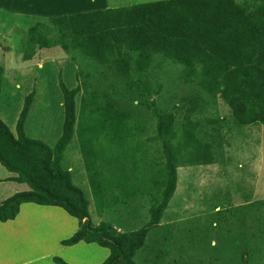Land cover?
<instances>
[{
	"label": "trees",
	"instance_id": "trees-1",
	"mask_svg": "<svg viewBox=\"0 0 264 264\" xmlns=\"http://www.w3.org/2000/svg\"><path fill=\"white\" fill-rule=\"evenodd\" d=\"M14 18L0 11V23ZM30 18L35 17H22ZM57 46L73 59L89 63L95 72L117 76L132 93L149 100L146 105L156 127L147 139L156 145L158 156L152 165H145L143 117L92 88L91 71L77 69L75 88L69 89L62 78L58 81L64 120L54 145L26 133L35 88L24 98L16 132L0 118V165L17 174L14 181L30 187L0 204V222L14 220L24 203L60 207L79 221L78 231L63 245L96 243L110 250L102 264H137L136 254L177 191L178 168L214 163V146L199 134L201 123L191 116L204 99L220 97L238 126L264 125V0H158L36 18L28 25L21 47L23 59L31 60L37 47ZM157 56L180 65L184 80L199 89L200 93L186 99L188 114L181 124L174 112L160 110L152 100L161 91L160 84L150 81ZM4 79L5 69L0 66V102ZM74 137L98 212L115 196L110 192L113 188L127 200L144 191L151 195L149 216L139 229L117 232L108 222L93 224L88 198L63 167ZM159 248L152 249L155 255H164ZM55 261L67 264L59 257Z\"/></svg>",
	"mask_w": 264,
	"mask_h": 264
},
{
	"label": "rangeland",
	"instance_id": "rangeland-1",
	"mask_svg": "<svg viewBox=\"0 0 264 264\" xmlns=\"http://www.w3.org/2000/svg\"><path fill=\"white\" fill-rule=\"evenodd\" d=\"M151 1L158 0H112L110 9ZM10 14L15 17L13 22L0 23V66L5 69L0 118L9 128L16 132L24 98L35 88L26 133L54 145L62 133L64 120L59 78L72 89L78 83L77 69L89 70L95 78L92 88L143 117L147 131L142 140L148 148L145 165H152L158 154L156 145L147 139L154 135L156 127V119L146 105L149 100L132 93L117 76L95 72L93 67H88L89 63L86 65L81 58L73 59L59 46L37 47L33 58L25 61L21 47L28 25L36 22V18L28 21L23 16ZM150 81L161 85V91L152 97L155 106L174 112L177 124L184 122L188 114L186 99L200 92L184 80L181 66L157 56ZM82 96L83 92L76 96L77 108ZM191 116L201 123L199 134L214 146V163L178 168L177 191L158 226L150 231L143 251L153 257L158 244L172 259L181 255L183 258L179 259L185 264H264V125H236L220 97H206L200 110ZM80 152L74 137L65 151L63 167L84 168ZM7 172L0 165V177ZM19 189L24 192L26 187ZM113 189L110 192L115 195L117 189ZM6 195L0 192V203ZM143 195L141 224L147 221L152 203L150 194L144 191ZM218 210L223 212L216 214Z\"/></svg>",
	"mask_w": 264,
	"mask_h": 264
},
{
	"label": "crops",
	"instance_id": "crops-1",
	"mask_svg": "<svg viewBox=\"0 0 264 264\" xmlns=\"http://www.w3.org/2000/svg\"><path fill=\"white\" fill-rule=\"evenodd\" d=\"M111 2L112 0H0V9L18 16L47 19L109 9ZM77 85L78 83L73 88ZM68 170L72 173L73 183L83 190L89 200V213L93 224L108 222L118 232H129L141 227L144 220V215L141 217L140 212L144 201L143 194H138L132 200H124L122 196L120 198V191L117 190L115 197L109 199L110 203L106 208L98 212L84 168L69 165ZM15 177L17 174L10 172L0 177V192L7 194L1 203L21 192L20 187H26L23 191L30 189L26 183L14 181ZM78 229V219L60 207L24 203L14 220L0 222V264H57V257L67 264H102L110 255L108 248L85 242L73 246L63 245L62 242L73 236ZM142 251L135 256L137 264L185 262L179 259L183 258L181 255L173 259L167 253L152 257Z\"/></svg>",
	"mask_w": 264,
	"mask_h": 264
}]
</instances>
